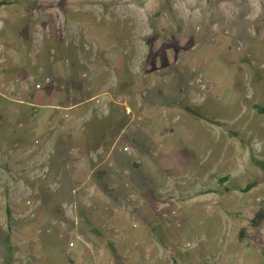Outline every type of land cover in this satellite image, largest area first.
Instances as JSON below:
<instances>
[{
    "label": "rangeland",
    "instance_id": "374dc122",
    "mask_svg": "<svg viewBox=\"0 0 264 264\" xmlns=\"http://www.w3.org/2000/svg\"><path fill=\"white\" fill-rule=\"evenodd\" d=\"M254 105L264 0H0V264H264Z\"/></svg>",
    "mask_w": 264,
    "mask_h": 264
},
{
    "label": "crops",
    "instance_id": "0c3cea01",
    "mask_svg": "<svg viewBox=\"0 0 264 264\" xmlns=\"http://www.w3.org/2000/svg\"><path fill=\"white\" fill-rule=\"evenodd\" d=\"M119 174V173H118ZM128 178H125V180H129V176H127ZM123 182V181H122ZM121 182V183H122ZM117 183V182H116ZM117 185H118V183H117ZM119 192L121 193H125L124 195H126L127 193H128V191L127 190H125V189H123V187L119 184ZM135 188H137L138 189V187H136V186H134ZM133 187V188H134ZM131 191V190H130ZM129 191V192H130ZM139 191V190H138ZM132 192H134V191H131V193ZM84 202L87 200V197H84ZM197 213H193L192 215H196ZM199 218V217H198ZM207 226H208V224L205 222V223H202V222H197V233L198 232H200V233H202V235L203 236H205L206 234H211L210 235V237H212L213 238V240L212 239H209L208 241H212V242H217V241H219V240H221L222 239V237H223V235H224V233H223V231H224V225L223 224H220V223H217L215 226H213V228L211 229V231H209L208 229H207ZM195 230V229H194ZM206 231H207V233H206ZM209 238V237H208ZM195 258L196 257H194L192 260H191V262H190V264H199V260H195Z\"/></svg>",
    "mask_w": 264,
    "mask_h": 264
},
{
    "label": "trees",
    "instance_id": "16d2710c",
    "mask_svg": "<svg viewBox=\"0 0 264 264\" xmlns=\"http://www.w3.org/2000/svg\"><path fill=\"white\" fill-rule=\"evenodd\" d=\"M253 110L256 111L255 113H257V114H264V106L254 105L253 106ZM187 111L189 113L193 114V116L200 118V116L198 114H196L195 112H193L192 110H187ZM255 163L264 172V164L260 163V162H255ZM263 182H264V174L261 177L255 179L254 181H252V182L248 183L247 185H245L241 189V192L248 193L253 188H255L256 186H258L260 183H263ZM263 219H264V212L262 210H259L254 215L251 225L258 226L260 223H262Z\"/></svg>",
    "mask_w": 264,
    "mask_h": 264
},
{
    "label": "built area",
    "instance_id": "2783aa9c",
    "mask_svg": "<svg viewBox=\"0 0 264 264\" xmlns=\"http://www.w3.org/2000/svg\"><path fill=\"white\" fill-rule=\"evenodd\" d=\"M123 151L126 152L127 151V148H124Z\"/></svg>",
    "mask_w": 264,
    "mask_h": 264
}]
</instances>
